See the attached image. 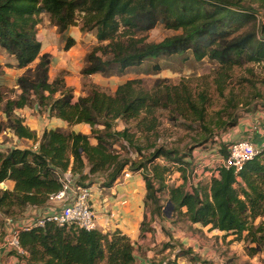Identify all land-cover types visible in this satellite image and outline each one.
<instances>
[{
    "label": "trees",
    "instance_id": "obj_1",
    "mask_svg": "<svg viewBox=\"0 0 264 264\" xmlns=\"http://www.w3.org/2000/svg\"><path fill=\"white\" fill-rule=\"evenodd\" d=\"M259 10L264 11V0H0V48L15 58L16 68L24 69L16 78L15 89L0 86L4 117L0 131L31 140L35 146L0 150V183H14L12 189L0 188V230L6 218L20 215L28 207L47 206L49 195L61 188L58 173L71 170L79 184L100 174L103 186L108 188L128 167L132 172L144 171L145 204L151 205L152 216L171 220L176 215L192 225L221 231L225 237L233 235L234 240L245 244L248 256L264 251V150L237 172L233 167H220L217 176L188 187L186 173L191 165L185 159L187 154L149 144L152 151L145 155L127 128L114 127L117 119L133 120L137 131L148 140L157 136L159 115L168 111L169 117L201 124L207 135H201L198 143L206 142L213 131L205 125L208 98L203 90L194 91L184 81L176 85L157 81L152 90H147L139 79H129L118 84L113 93L93 85L74 98L63 78L50 80L52 56L42 52L37 38L42 14L60 34L75 25L79 17L80 30L94 31L97 40L85 55L82 75L123 74L148 59L190 53L196 61L207 58L218 65L213 82L219 96H224L227 89L231 94L228 84L234 69L257 65L264 73V25L255 26ZM158 24L177 33L159 42L147 41L146 33ZM73 44L74 39L67 37L63 50ZM159 68L154 65L155 70ZM3 73L0 64V76ZM258 81L264 85V75ZM30 105L69 126L86 124L90 135L63 127L46 128L37 135L15 113ZM220 114L215 121L217 128L236 124L231 115L223 120ZM91 137L95 143H91ZM120 141L136 150L140 159L132 160L118 152L114 144ZM220 143V151L226 156L230 142L220 137ZM174 168L184 180L177 186L167 181ZM167 202L172 208L169 217L164 211ZM145 225L144 220L141 231ZM17 235L27 253L18 256L23 264L135 261L134 244L117 230L102 232L47 222L19 229ZM191 252L187 249L180 254ZM191 259L196 261L197 257L192 255ZM203 264L213 263L204 260Z\"/></svg>",
    "mask_w": 264,
    "mask_h": 264
},
{
    "label": "rangeland",
    "instance_id": "obj_2",
    "mask_svg": "<svg viewBox=\"0 0 264 264\" xmlns=\"http://www.w3.org/2000/svg\"><path fill=\"white\" fill-rule=\"evenodd\" d=\"M46 20H48V16L44 14L41 16L40 23L42 24L43 21L47 22ZM80 22V18L78 17L76 24L72 27L79 28ZM261 24L264 25V11L259 10L256 13L255 26ZM176 33V31L167 29L162 24H158L146 33V37L147 41L159 42L163 38ZM82 35H84V41L81 43V49L85 51L83 57L82 51L81 56L77 57L78 60L73 64L70 62L68 65L67 63L66 68L56 66L55 64L49 68L50 80L55 77L75 79L80 91L79 95H84L93 85L109 93H113L118 84L129 79H139L142 86L147 90H152L157 81L171 85H176L180 81H184L194 91H204L208 98L206 109L208 116L205 125L213 131L212 136L206 142L198 143L201 135H207V132L201 124L185 122L181 118H176L174 115H170L169 117L168 111H162L159 115L157 136H151L148 140L143 134L137 131L135 121H125L120 118L114 122L115 129L122 130L127 128V131L134 135V143L142 148V153L145 155L152 151V148L148 147L149 144L156 146L165 145L168 148L175 149L179 154H187L188 156L185 159L190 161L191 165L186 173L187 176H190L193 169L197 168V171L201 174L199 175L201 179L203 181L207 180L208 176H204L202 173L214 169L216 164L214 162L210 164V161L222 155L220 151V137L230 127H224L222 129L216 127L215 121L220 118L217 113L221 112L220 116L223 120L228 119L227 116L231 115V117L236 119L237 123L248 112L264 111V85L258 81L264 73L260 66L245 65L242 68L234 69L231 73L230 83L228 84L231 94H229L227 89L224 91V96H219L213 82L218 71V65L207 58L196 61L190 53L182 56L176 55L148 59L138 67L127 69L123 74L114 73L111 75L95 74L83 76L80 73V69L85 64V55L92 46L97 44V40L94 31L88 32L87 35L83 32ZM55 52H59V49H55ZM155 64L159 65V70L154 69ZM67 69H70V71ZM245 79H248V81H245ZM9 88L15 89L14 87ZM227 100L231 101L232 105ZM27 107H32V105ZM15 113L23 119V123L28 120L32 122L31 125L33 127L36 125V128L33 129L37 135H39L42 128L46 129V127L52 126L53 124L48 123L49 120H46L48 116L44 110L37 109L27 114L21 113L16 109ZM2 119L0 115V127ZM65 129L87 135H90L91 131L90 127L86 124L71 126L67 124ZM90 141L91 143H95L92 137ZM123 143L121 141L116 142L114 148L132 160H139L140 154L133 148L124 146L125 144ZM13 146L34 149L33 141L17 138L8 131H0V150L5 151ZM125 168L130 171L128 167ZM139 172L143 177L144 171L139 170ZM102 181V175L95 174L85 179L81 185L93 186L94 189H100L105 187ZM167 181L169 185L177 186L183 183L184 180L181 177V173L174 168L167 176ZM145 206L151 211L150 204H146ZM171 210L172 208L165 207V215L171 216ZM30 216V212L26 209L20 215L18 214L13 218H6L0 230V244L4 243V240L8 238L13 228H18L17 225H21L19 223L17 224V222H22ZM158 225L166 239L161 240L160 243H157L150 249L143 243L137 246L134 243V264H203V261L207 260L208 257L210 259L207 261H211L213 264H264V251L253 256H248L245 244L242 241L234 240L235 236L233 235L231 238L226 239L216 231H211L209 228L201 227L200 225H192L176 215L172 216L171 220L159 218ZM144 228L148 230V223H146ZM187 249H191L192 252L187 255L180 254L181 251ZM149 250L152 252L150 256L147 255ZM9 253L12 252L9 251ZM192 255L197 257L196 261L191 259ZM100 264L106 263L102 262Z\"/></svg>",
    "mask_w": 264,
    "mask_h": 264
},
{
    "label": "crops",
    "instance_id": "obj_3",
    "mask_svg": "<svg viewBox=\"0 0 264 264\" xmlns=\"http://www.w3.org/2000/svg\"><path fill=\"white\" fill-rule=\"evenodd\" d=\"M46 21L47 22L43 21L42 24L40 23L38 25L37 32V38L42 45V52L51 54L50 67L55 64L56 66L66 68L67 63L68 65L70 62L73 64L78 60L77 57L81 56L80 54L83 51L81 49V43L84 41L83 32L77 27L70 26L66 31L60 34L57 33L56 27L52 26L49 20ZM84 34L87 35V32H84ZM91 36L93 37L92 34ZM67 37H72L74 39V44L69 49L63 50ZM55 49H59V52L56 53ZM84 54L85 51L82 52V57ZM0 64L4 66V73L0 76V86L16 88V78L24 72V69L16 68L15 58L7 55L1 48ZM67 70L70 71V69ZM64 81L67 86L72 88L74 98H77L80 91L76 84V80L65 78ZM36 110L35 105L18 109L19 112L27 114H29L28 112ZM0 115L4 118L2 112ZM33 120H35V118H33ZM46 120H49L48 123L50 124L53 123V127L66 128L67 126L66 122L55 117H47ZM31 123L32 122L28 120L24 122L26 126L34 130L33 128H36V125L33 127ZM52 126L46 128H51ZM43 130L42 128L39 135ZM221 137L225 142L248 140L255 146L261 147L264 143V111L258 110L246 113L234 126L228 128ZM4 183L9 189L13 188V181L7 180ZM145 193V182L139 171H131L128 178H125L119 183L114 182V184L108 188L102 187L100 189H94L92 186V202L94 208L98 212V230L102 232L120 231L122 234H125L133 244L135 243L136 246L143 243L147 245L149 249L157 243H160L161 240L166 239L159 228V218L152 216L150 209L145 206ZM107 209L113 212V218L107 217L105 213ZM27 210L30 212V215H35L39 211V209H30L29 207ZM163 219L168 220V218ZM144 220L148 223L150 229L148 228V230L141 231V223ZM26 221L27 219L22 222H17V224L19 223L22 225ZM21 225H17L18 228ZM193 225L199 226L198 224ZM211 231L218 232V234H221L226 239L232 236L228 235L225 237L224 233L221 231ZM9 251L11 250L9 248L7 249L4 244H0V264L24 263L13 251H11L12 253H9ZM147 253L149 256L152 254L150 250ZM209 259L208 257L207 260Z\"/></svg>",
    "mask_w": 264,
    "mask_h": 264
},
{
    "label": "built area",
    "instance_id": "obj_4",
    "mask_svg": "<svg viewBox=\"0 0 264 264\" xmlns=\"http://www.w3.org/2000/svg\"><path fill=\"white\" fill-rule=\"evenodd\" d=\"M262 150H264V143L261 147H257L248 140L232 141L227 146V155L217 156L216 159H212L210 164L214 162L216 167L202 174L204 176L207 175L208 178L213 175L217 176L220 167H233L237 172L246 162ZM199 175L201 174L197 171V168H194L191 175L186 177L187 186L191 187L202 180ZM58 176L61 181V188L49 195L47 206L39 209L38 213L27 218V221L19 228H13L8 238L4 240L3 244L17 256H26L27 254L18 241L17 233L19 229L44 226L47 222H53L58 226L68 227L74 225L85 230H98V212L92 202V186L88 187L77 183L69 169L58 173ZM129 176L130 171L124 168L122 175L117 178L115 183H119ZM0 186L2 189L8 188L4 182H1ZM105 213L108 218H113L114 214L111 210L107 209Z\"/></svg>",
    "mask_w": 264,
    "mask_h": 264
},
{
    "label": "water",
    "instance_id": "obj_5",
    "mask_svg": "<svg viewBox=\"0 0 264 264\" xmlns=\"http://www.w3.org/2000/svg\"><path fill=\"white\" fill-rule=\"evenodd\" d=\"M166 207H168L169 209L171 208V204H170V202H167V203H166ZM167 216H169V215H167Z\"/></svg>",
    "mask_w": 264,
    "mask_h": 264
}]
</instances>
